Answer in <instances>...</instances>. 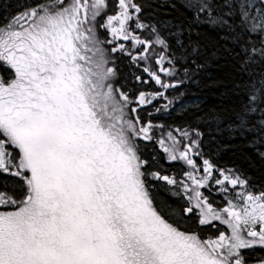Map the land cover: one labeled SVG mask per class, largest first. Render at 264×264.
<instances>
[{
    "label": "snow or ice",
    "instance_id": "6c2138e0",
    "mask_svg": "<svg viewBox=\"0 0 264 264\" xmlns=\"http://www.w3.org/2000/svg\"><path fill=\"white\" fill-rule=\"evenodd\" d=\"M146 7L16 0L0 16V264H264V182L219 165L227 145L213 153L200 127L264 162V0H179L182 19ZM225 57L231 109L153 121ZM118 60L153 87L118 83Z\"/></svg>",
    "mask_w": 264,
    "mask_h": 264
},
{
    "label": "trees",
    "instance_id": "16d2710c",
    "mask_svg": "<svg viewBox=\"0 0 264 264\" xmlns=\"http://www.w3.org/2000/svg\"><path fill=\"white\" fill-rule=\"evenodd\" d=\"M5 1L7 4L0 3V16L5 14V9H8L9 5L15 6L16 3V0ZM143 2L147 5L146 11L153 13L157 19L164 20L170 17L182 19L179 1L143 0ZM172 3L177 5L175 9L169 7ZM8 10L15 9L13 7ZM117 64L121 71V80L118 83H125L126 87L132 90L137 86L145 89L153 87L151 84L147 86L137 85L134 81L132 73L141 74V69L129 67L126 60H118ZM144 77L147 79L146 74ZM234 79L233 68L226 57L205 64L204 67L195 71L190 80H185L183 84L168 90L166 94L169 98H174L173 105L167 113H154L153 121L163 125H181L185 122H194V117L197 115H210L214 111L231 109L237 103V97L233 91ZM166 102L160 101L161 104ZM188 103L189 106L186 108L174 111L177 106L176 109ZM200 127L205 133L204 142L213 153L219 146L227 145V147H220L218 154L213 157L219 165L240 167L250 175L253 182L257 184L264 182V162H261L253 149L247 147L244 140L239 137L230 139L226 132H217L214 125L201 123ZM152 149L159 152L161 157L164 155L158 145H150L149 151ZM161 163L167 166L166 161L161 160ZM201 190L209 196L210 201L218 202L221 200V197L210 193L208 189ZM216 223L218 224V222Z\"/></svg>",
    "mask_w": 264,
    "mask_h": 264
},
{
    "label": "rangeland",
    "instance_id": "374dc122",
    "mask_svg": "<svg viewBox=\"0 0 264 264\" xmlns=\"http://www.w3.org/2000/svg\"><path fill=\"white\" fill-rule=\"evenodd\" d=\"M164 1H171V0H164ZM177 1H179V0H177ZM0 3H2V4H3V3L7 4V2H6L5 0H0ZM15 4H16V3H15ZM187 106H189V103H188V104H184V105L181 106L180 108L176 109V108L178 107V106H177V107L175 108L174 111H180L181 109H184V108H186Z\"/></svg>",
    "mask_w": 264,
    "mask_h": 264
},
{
    "label": "flooded vegetation",
    "instance_id": "af4514ba",
    "mask_svg": "<svg viewBox=\"0 0 264 264\" xmlns=\"http://www.w3.org/2000/svg\"><path fill=\"white\" fill-rule=\"evenodd\" d=\"M164 1V0H163ZM175 1H177V0H175Z\"/></svg>",
    "mask_w": 264,
    "mask_h": 264
}]
</instances>
